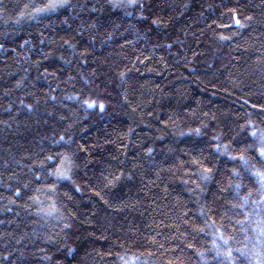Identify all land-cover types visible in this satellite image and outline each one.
<instances>
[{
    "label": "trees",
    "instance_id": "1",
    "mask_svg": "<svg viewBox=\"0 0 264 264\" xmlns=\"http://www.w3.org/2000/svg\"><path fill=\"white\" fill-rule=\"evenodd\" d=\"M262 151L264 0H0V264H264Z\"/></svg>",
    "mask_w": 264,
    "mask_h": 264
},
{
    "label": "snow or ice",
    "instance_id": "2",
    "mask_svg": "<svg viewBox=\"0 0 264 264\" xmlns=\"http://www.w3.org/2000/svg\"><path fill=\"white\" fill-rule=\"evenodd\" d=\"M56 5L54 4H49L47 7L45 8H37L36 11L39 12H47L49 10H52L55 8ZM237 24H239V21H236ZM89 107H91V105H89ZM261 155L264 156V151L261 152Z\"/></svg>",
    "mask_w": 264,
    "mask_h": 264
}]
</instances>
